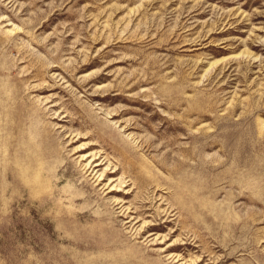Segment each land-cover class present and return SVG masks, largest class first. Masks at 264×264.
Segmentation results:
<instances>
[{
    "label": "rangeland",
    "instance_id": "obj_1",
    "mask_svg": "<svg viewBox=\"0 0 264 264\" xmlns=\"http://www.w3.org/2000/svg\"><path fill=\"white\" fill-rule=\"evenodd\" d=\"M0 264H264V0H0Z\"/></svg>",
    "mask_w": 264,
    "mask_h": 264
}]
</instances>
